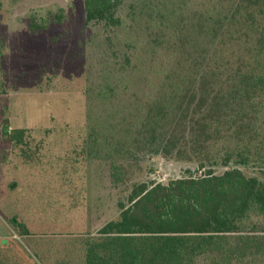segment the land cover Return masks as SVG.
Segmentation results:
<instances>
[{
  "label": "trees",
  "instance_id": "obj_1",
  "mask_svg": "<svg viewBox=\"0 0 264 264\" xmlns=\"http://www.w3.org/2000/svg\"><path fill=\"white\" fill-rule=\"evenodd\" d=\"M83 2L87 24L121 26L126 0ZM179 19L210 37L208 57L191 72L152 71L126 134L98 122L85 142L86 167L106 164L118 199L116 215L97 229L76 233L68 219L79 204V168L61 171L62 196L74 201L68 208L24 171L39 162L42 142L33 149L28 130L3 125L0 264H49L41 247L50 236H79L81 261L58 264H264V0H205ZM44 28L32 15L31 30ZM236 43L245 50L234 61L229 46ZM158 157L202 174L135 181L141 163Z\"/></svg>",
  "mask_w": 264,
  "mask_h": 264
},
{
  "label": "rangeland",
  "instance_id": "obj_2",
  "mask_svg": "<svg viewBox=\"0 0 264 264\" xmlns=\"http://www.w3.org/2000/svg\"><path fill=\"white\" fill-rule=\"evenodd\" d=\"M204 3L126 0L119 11L122 24L112 30L86 23L83 0H0V157L6 148L3 125L28 130L33 149L42 142L40 160L20 170L49 185L52 198L68 208L74 201L62 196L67 188L62 190L61 171L68 165L79 168L74 177L79 204L68 216L76 233L97 229L117 212L108 166L93 162L86 167L84 161L92 127L105 122L116 135H125L152 71L166 66L191 72L208 57L210 37L179 22L182 14L193 15ZM32 15L46 28L33 32ZM229 49L234 61L244 56L242 43ZM12 159L18 163V157ZM141 165L137 182L168 184L189 176V170L195 177L202 174L194 164L159 157ZM78 237L46 238L41 251L49 264L65 258L80 262L82 254L74 246Z\"/></svg>",
  "mask_w": 264,
  "mask_h": 264
}]
</instances>
